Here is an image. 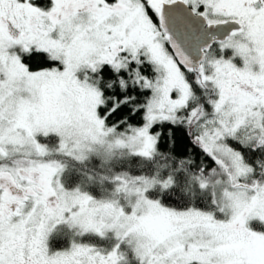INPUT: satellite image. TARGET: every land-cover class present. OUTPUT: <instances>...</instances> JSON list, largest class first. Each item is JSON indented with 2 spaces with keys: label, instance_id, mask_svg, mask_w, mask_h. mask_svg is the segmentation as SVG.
Masks as SVG:
<instances>
[{
  "label": "snow or ice",
  "instance_id": "obj_1",
  "mask_svg": "<svg viewBox=\"0 0 264 264\" xmlns=\"http://www.w3.org/2000/svg\"><path fill=\"white\" fill-rule=\"evenodd\" d=\"M0 264H264V0H0Z\"/></svg>",
  "mask_w": 264,
  "mask_h": 264
}]
</instances>
